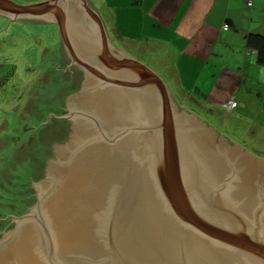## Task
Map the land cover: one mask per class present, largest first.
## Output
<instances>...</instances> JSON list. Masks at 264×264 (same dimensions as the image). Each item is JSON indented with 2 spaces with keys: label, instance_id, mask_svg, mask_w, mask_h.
I'll use <instances>...</instances> for the list:
<instances>
[{
  "label": "water",
  "instance_id": "1",
  "mask_svg": "<svg viewBox=\"0 0 264 264\" xmlns=\"http://www.w3.org/2000/svg\"><path fill=\"white\" fill-rule=\"evenodd\" d=\"M0 12L66 35L0 125V264H264V160L179 108L91 0Z\"/></svg>",
  "mask_w": 264,
  "mask_h": 264
},
{
  "label": "crops",
  "instance_id": "2",
  "mask_svg": "<svg viewBox=\"0 0 264 264\" xmlns=\"http://www.w3.org/2000/svg\"><path fill=\"white\" fill-rule=\"evenodd\" d=\"M91 1L115 47L164 70L178 106L216 115L230 132L190 109L264 160V65L247 43L250 33L264 35V0ZM228 100L236 107H225Z\"/></svg>",
  "mask_w": 264,
  "mask_h": 264
},
{
  "label": "rangeland",
  "instance_id": "3",
  "mask_svg": "<svg viewBox=\"0 0 264 264\" xmlns=\"http://www.w3.org/2000/svg\"><path fill=\"white\" fill-rule=\"evenodd\" d=\"M65 38L64 28L61 30L59 25L51 22L29 23L12 20L7 16L0 17V125L10 108L27 101L33 86L47 71L52 54L60 50ZM149 65L158 74H162L167 85L170 83L164 70L155 63ZM172 94L177 100L176 94ZM184 108L191 109L201 118H206L207 122L216 124L219 130L226 129L230 132L229 124L227 127L225 124L221 125L223 121L211 112L190 104ZM221 134L228 137L225 132Z\"/></svg>",
  "mask_w": 264,
  "mask_h": 264
},
{
  "label": "trees",
  "instance_id": "4",
  "mask_svg": "<svg viewBox=\"0 0 264 264\" xmlns=\"http://www.w3.org/2000/svg\"><path fill=\"white\" fill-rule=\"evenodd\" d=\"M247 43H248L249 47L253 48L256 51L257 57H258V62L260 64L264 65V35L259 34V33H250L248 36ZM48 155H50V153H48ZM39 157L44 158L41 156V154ZM6 161H8V159ZM27 169L29 170V168H27ZM25 176L28 177V174H26ZM36 178H39V177L36 176ZM30 179H31V177H30ZM24 189L25 188H23V189L21 188V190H24ZM21 192H23V191H21ZM20 198H22V196Z\"/></svg>",
  "mask_w": 264,
  "mask_h": 264
},
{
  "label": "built area",
  "instance_id": "5",
  "mask_svg": "<svg viewBox=\"0 0 264 264\" xmlns=\"http://www.w3.org/2000/svg\"><path fill=\"white\" fill-rule=\"evenodd\" d=\"M252 4V1L249 2V5ZM237 105L236 101L234 100H228L226 103H225V107H227L228 109H232V108H235Z\"/></svg>",
  "mask_w": 264,
  "mask_h": 264
},
{
  "label": "flooded vegetation",
  "instance_id": "6",
  "mask_svg": "<svg viewBox=\"0 0 264 264\" xmlns=\"http://www.w3.org/2000/svg\"><path fill=\"white\" fill-rule=\"evenodd\" d=\"M1 16H5V15H4L3 13L0 12V17H1ZM120 59H121V57H120Z\"/></svg>",
  "mask_w": 264,
  "mask_h": 264
}]
</instances>
